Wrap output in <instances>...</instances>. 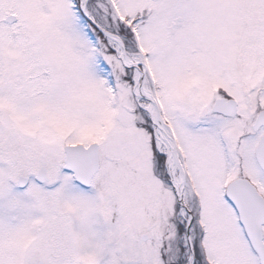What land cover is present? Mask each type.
Listing matches in <instances>:
<instances>
[{"label":"snow or ice","instance_id":"obj_1","mask_svg":"<svg viewBox=\"0 0 264 264\" xmlns=\"http://www.w3.org/2000/svg\"><path fill=\"white\" fill-rule=\"evenodd\" d=\"M0 264H264V0H0Z\"/></svg>","mask_w":264,"mask_h":264}]
</instances>
